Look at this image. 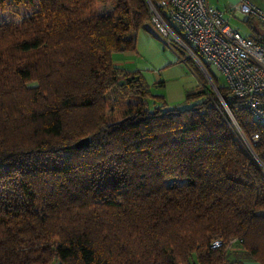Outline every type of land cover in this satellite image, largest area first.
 I'll return each mask as SVG.
<instances>
[{"label":"trees","instance_id":"16d2710c","mask_svg":"<svg viewBox=\"0 0 264 264\" xmlns=\"http://www.w3.org/2000/svg\"><path fill=\"white\" fill-rule=\"evenodd\" d=\"M148 1L0 0V264H264V127L212 74L251 151L213 89L114 63L142 28L198 75Z\"/></svg>","mask_w":264,"mask_h":264},{"label":"built area","instance_id":"2783aa9c","mask_svg":"<svg viewBox=\"0 0 264 264\" xmlns=\"http://www.w3.org/2000/svg\"><path fill=\"white\" fill-rule=\"evenodd\" d=\"M148 3L151 24L157 34L167 41L173 40L218 88L211 77V74L215 77L213 68L216 69L225 78L230 95L242 99V105L264 127V35L260 36L261 40H255L241 34L225 23L223 10L211 5L208 0ZM231 10L237 11L243 20L254 14L264 22V8L251 0H239L230 5ZM241 137L250 150L248 140L242 134ZM258 139V133L251 135L253 142ZM220 244L219 240H215L212 247Z\"/></svg>","mask_w":264,"mask_h":264},{"label":"crops","instance_id":"0c3cea01","mask_svg":"<svg viewBox=\"0 0 264 264\" xmlns=\"http://www.w3.org/2000/svg\"><path fill=\"white\" fill-rule=\"evenodd\" d=\"M238 1L213 0L209 3L220 8L219 3L223 2V15L224 12L229 11L240 17L237 11H230V5H234ZM251 1L257 6L264 8V0ZM253 15L249 14L247 17L253 20ZM252 24H254L253 21L251 26ZM152 30L155 32L153 27ZM251 34L260 37L264 35V31L252 26ZM251 34L246 35L251 36ZM164 42L161 38L156 37L155 34H150L139 28L136 31L135 50L118 53L113 56V60L115 64L120 66L131 70H139L150 85L151 90L153 91L154 88L155 92L161 93L170 105L173 102L184 99L187 90L200 87L201 83L190 68L185 65L183 59L179 57L175 49ZM159 80L163 81V84L160 86V89H157L158 85L156 82ZM253 264L258 263L253 262Z\"/></svg>","mask_w":264,"mask_h":264},{"label":"rangeland","instance_id":"374dc122","mask_svg":"<svg viewBox=\"0 0 264 264\" xmlns=\"http://www.w3.org/2000/svg\"><path fill=\"white\" fill-rule=\"evenodd\" d=\"M212 1L213 0H209V2H212ZM219 6L223 10V2H220ZM105 9H109V7L108 6H106V7L104 6V10ZM98 10H102V6L101 5H99ZM224 19H225V23L226 24H228L229 26H231L234 29H238V31L241 34H243V35L251 34L252 33V26L253 27L255 26V28H257L258 30L264 31V22L259 20L255 15H253V20L251 19V21L254 22V24H252V26H251V21H250L249 18H247V20L246 19L243 20L239 16H236L235 14H233V12H229V11L224 12ZM183 55L185 57L187 56L185 51H184ZM191 59L188 58L187 61L189 62V64H194L191 61ZM183 61H184L185 65H187L189 67V65L187 64V62L184 59H183ZM199 68H200V66H199ZM197 72H198V75H195L194 73L193 74L198 78L199 82L201 83V86H204L207 90L213 89L212 83L209 81V79L206 76V74L204 73V71L200 68V70L198 69ZM213 74L216 77V82L218 83V85L220 87L225 86V84H226L225 78L214 68H213ZM156 88L160 89V86H157ZM153 91H155L154 88H153ZM192 102L193 101L185 102L184 99H182L180 101L173 102L170 105H176L177 104V106L183 108V107L191 105ZM227 251H228L229 258L238 257L242 253V251H240V247L237 244H235V243L231 244L228 247ZM190 261L193 263V261H195L194 257H192L190 259ZM247 264H253V262L248 261Z\"/></svg>","mask_w":264,"mask_h":264},{"label":"water","instance_id":"95a60500","mask_svg":"<svg viewBox=\"0 0 264 264\" xmlns=\"http://www.w3.org/2000/svg\"><path fill=\"white\" fill-rule=\"evenodd\" d=\"M212 87H213V90L215 91V93L217 94L219 100L221 101L222 105L224 106L226 112L228 113V115H229V117H230L232 123L234 124L235 128L237 129V131H238V132L240 133V135H241L242 133L240 132V128H239V126H238V124H237V122H236L234 116L232 115V113H231V111H230V109H229L227 103L225 102L224 98H223L222 95L220 94L218 88H217L214 84H212ZM242 135H243V134H242ZM243 137H244V136H243ZM87 143H88V137H84V138L79 139V140L75 143V145L78 146V147H82V146H85ZM249 149H250V151L252 150L251 148H249Z\"/></svg>","mask_w":264,"mask_h":264}]
</instances>
